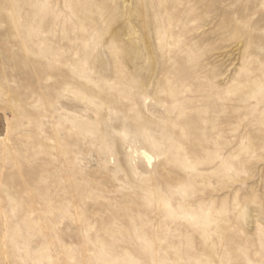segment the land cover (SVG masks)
Segmentation results:
<instances>
[{"label": "rangeland", "instance_id": "374dc122", "mask_svg": "<svg viewBox=\"0 0 264 264\" xmlns=\"http://www.w3.org/2000/svg\"><path fill=\"white\" fill-rule=\"evenodd\" d=\"M0 264H264V0H0Z\"/></svg>", "mask_w": 264, "mask_h": 264}, {"label": "bare ground", "instance_id": "6f19581e", "mask_svg": "<svg viewBox=\"0 0 264 264\" xmlns=\"http://www.w3.org/2000/svg\"><path fill=\"white\" fill-rule=\"evenodd\" d=\"M142 155L147 159V162L151 163L153 160L152 154H149V152L143 150ZM151 165V164H150Z\"/></svg>", "mask_w": 264, "mask_h": 264}]
</instances>
